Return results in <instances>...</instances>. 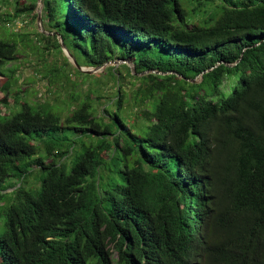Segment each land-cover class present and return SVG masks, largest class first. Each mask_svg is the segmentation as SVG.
Instances as JSON below:
<instances>
[{"label":"trees","instance_id":"trees-1","mask_svg":"<svg viewBox=\"0 0 264 264\" xmlns=\"http://www.w3.org/2000/svg\"><path fill=\"white\" fill-rule=\"evenodd\" d=\"M26 1L0 0L5 19L32 14ZM42 3L54 30L30 47L63 53L37 70L69 94L7 103L19 56L0 38V264H264V0ZM58 34L82 66L165 73L81 71ZM104 78L115 92L97 111Z\"/></svg>","mask_w":264,"mask_h":264},{"label":"rangeland","instance_id":"rangeland-1","mask_svg":"<svg viewBox=\"0 0 264 264\" xmlns=\"http://www.w3.org/2000/svg\"><path fill=\"white\" fill-rule=\"evenodd\" d=\"M22 2L27 1L22 0ZM37 4L38 2H36V6ZM8 11L13 12L12 6L6 8L2 7L0 9V38L15 41L17 43V54L19 57L14 61L8 62L6 65L7 67H11L13 69V74H11L13 89L9 92L6 97L7 103L11 104L12 102H14L16 95L22 94L24 91L27 92L26 97H28L32 101L38 100L39 102H44L47 100L52 103L54 102V100L57 99L58 102H61L64 97L69 94V88L66 89L65 87H63L62 82L58 81L60 77H58L57 81L50 83L48 76L44 75L43 73H40L37 69L42 66V62H49L55 60L58 63H62L64 61L63 53L60 52L58 49L52 47L51 49L46 50L42 56L39 52L33 51V49L30 47L31 45H34L33 43L37 42V38H39L36 33L38 30L43 29L48 32L49 28L53 29L50 26L51 24L49 23V17L44 16L41 8L40 15L42 28H40L37 16H34V13H38L37 8H35V11H33L32 14L30 13L28 15L16 16L13 20L5 19L7 16L6 13ZM3 25L5 27H3ZM100 72L102 73V71H99L95 73V75L98 76L97 74ZM71 78H76L78 80L77 87L75 89L83 94L85 88H81L79 85H81L85 81H89V78H86L84 80V77L75 74L66 77L67 80ZM128 78L129 77L126 76V80L124 82V89L126 91H129L132 88V86L127 82ZM5 80L6 77L0 78V85ZM104 80L107 81L102 83L100 79L98 83H96L95 81L91 83V87L93 89L96 87V84L100 83V85L102 86V89L99 92L101 94L100 98H96V95L98 93H94L90 97L92 98V103L94 104L97 111L104 107V104L107 103L108 100H110V96H112L115 92L113 81L110 79L108 80L106 78H104ZM55 90L57 91V93L54 92ZM1 96L3 97V93L0 91V97ZM81 97H83V95H81ZM2 109L5 110L4 104ZM138 110V106H129V104H127V107L123 112L129 116V119L132 122L135 121V113ZM206 198V213L203 216L201 230L202 232H206V236L207 234H209L210 238L209 224L211 222L210 218L213 216L212 213L215 212V205L213 201L214 197L212 195H206ZM197 250V248L194 250L195 254L196 252H198ZM199 259H201L199 262L203 264L202 260L204 259V252L199 253Z\"/></svg>","mask_w":264,"mask_h":264},{"label":"water","instance_id":"water-1","mask_svg":"<svg viewBox=\"0 0 264 264\" xmlns=\"http://www.w3.org/2000/svg\"><path fill=\"white\" fill-rule=\"evenodd\" d=\"M38 4L36 6L37 8V20H38V23H39V27H41V15H40V11H41V8H42V0H37ZM41 31L45 32V33H48L46 32L45 30L43 29H40ZM50 33H53V32H50ZM58 37V40L60 42V45H61V48L63 50V52L65 53V55L68 57V59L81 71H84V72H87V73H97L99 71H103L106 66L110 65V64H114V65H117V64H120V63H123V62H127V64L129 65L130 69H131V72L133 74H143V73H146V72H157V73H165L163 71H160V70H156V69H151V70H144L142 72H136L135 71V68H134V64L132 61L130 60H127V59H122V58H117L115 60H109L107 62H105L104 64L102 65H99V66H82L80 64H78L75 60V57L70 53V51L68 50V48L66 47V45L64 44L63 42V39H62V36L60 34L57 35ZM220 62V61H219ZM218 62V63H219ZM213 67V66H212ZM212 67L208 68V69H205L204 71H202L201 73H199L194 79H192L193 81H197V80H200L201 77H202V74L204 72H206L207 70L211 69ZM170 72H173V71H170Z\"/></svg>","mask_w":264,"mask_h":264},{"label":"clouds","instance_id":"clouds-1","mask_svg":"<svg viewBox=\"0 0 264 264\" xmlns=\"http://www.w3.org/2000/svg\"><path fill=\"white\" fill-rule=\"evenodd\" d=\"M213 214V216L210 218V221H212V219H213V221H214V216H215V213H212ZM214 217V218H213ZM202 221H203V217H202ZM144 224H145V226L143 227V229L146 231V232H152V230L150 229L151 227L150 226H148V225H146V222H144ZM209 226H210V224H209ZM160 230H161V228H160ZM162 233V232H161ZM198 249V248H197ZM198 251V250H197ZM198 253V252H197ZM198 258H199V253H198V256H197V254H196V259L194 260L195 262H199L198 261ZM203 261V263H204V259L202 260ZM200 264H201V262H199Z\"/></svg>","mask_w":264,"mask_h":264}]
</instances>
